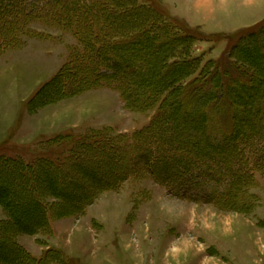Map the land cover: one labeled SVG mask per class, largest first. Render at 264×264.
I'll list each match as a JSON object with an SVG mask.
<instances>
[{
	"label": "trees",
	"instance_id": "trees-1",
	"mask_svg": "<svg viewBox=\"0 0 264 264\" xmlns=\"http://www.w3.org/2000/svg\"><path fill=\"white\" fill-rule=\"evenodd\" d=\"M40 20L74 32L82 51L36 95L32 109L107 86L128 109L158 113L129 143L106 134L112 129L95 131L61 162L0 157V174L17 169L29 190L19 208L10 184L0 179L7 214L0 219V264L63 263L53 249L36 258L19 235L50 236L51 220L84 214L99 195L141 174L178 198L250 213L256 174L264 175V24L231 50L242 64L240 76L229 56L207 62L194 56L200 39L186 30L192 27L138 0H0V45H16L27 24ZM107 151L124 162L95 165ZM74 163L91 174H77ZM46 173L53 186L36 190L34 182ZM239 196L243 204L231 202Z\"/></svg>",
	"mask_w": 264,
	"mask_h": 264
},
{
	"label": "rangeland",
	"instance_id": "rangeland-1",
	"mask_svg": "<svg viewBox=\"0 0 264 264\" xmlns=\"http://www.w3.org/2000/svg\"><path fill=\"white\" fill-rule=\"evenodd\" d=\"M172 1L178 2L180 5L182 2V0ZM208 1L214 3L212 12L207 10L195 12L189 7L192 15H188V6H184L186 14L183 15L178 12L177 15L178 17H185L187 21L181 20L177 23L185 29L187 25L192 27L186 30L194 34L197 40L200 39L194 48V56H200L203 62L220 61L229 56L230 59L227 58L229 61L227 62L234 64L232 67L229 65L231 70L241 76L237 70L242 67V64L236 58L238 54L231 50L234 49L240 36L247 31L263 26L264 0H199L198 3L209 8L210 3ZM138 2L152 5L158 10L164 7L163 0H138ZM123 20L125 18L118 17V21ZM14 23L15 21L10 19V24ZM27 26L28 31L18 36L16 45L14 43L0 45V157L23 160L27 164H34L41 158L61 162L70 156L79 143L86 140L87 136L89 137L90 128H102L110 125L112 130L106 134L115 139H118L117 136L119 138L123 136L125 137L124 143H129L131 141L130 135L148 125L158 113L157 108L143 112L128 109L120 93L107 86L86 91L82 95L49 102L32 109L31 102L36 95L43 88L48 87L60 74V71L73 61L75 54L82 51V46L74 32L62 29L57 23H47L40 20L33 21ZM149 32L151 34L156 33L154 28ZM164 46L161 44L159 49L163 50ZM105 154L104 156L101 155V159L97 160L95 165H102L106 169L115 161L124 162L123 159L122 161L118 160L109 151ZM71 166L77 174L81 172L91 174L89 170H85V166L76 163ZM47 178V173L39 176L34 182L35 187H33L36 190L50 189L53 184L50 179L47 181ZM109 178L112 179L113 177L110 176ZM0 179L6 184H10L7 185L8 190L17 199L18 207H23L25 203L21 197H24L29 190L23 182H19V171L10 168V170L0 174ZM151 179L148 174H141L138 178L132 176L118 190H110L120 193L109 191L104 192L105 194L102 193L103 195H99V197L101 196L100 204L94 208L92 214H95L97 220L103 221L107 226L108 223L105 220L118 212L125 215L132 205L131 202L134 208L146 202L150 190L166 191L170 196L176 197L170 194L164 185ZM253 186L251 193L256 197L255 201L254 199L251 200L254 201L253 208L249 214H240L253 218L255 223L258 222L257 228L263 230L264 175L256 174ZM140 199L142 200L140 201ZM179 199L185 198L179 197ZM188 201L195 202L193 200ZM165 202V199L161 200L159 207H164ZM231 202L243 204V198L239 196L238 199H232ZM196 203L215 206L212 203L198 201ZM172 207L178 208L180 206L175 203ZM135 209L130 212V219L135 216ZM89 213L88 206L84 214L75 216L72 218L73 220L61 224L59 231L60 234L62 233L61 235L55 236V232L52 230L50 236L21 234L17 240L36 258L43 256L49 249H53L59 251L64 260L63 263L54 264H89V256L93 252L99 257L102 254L101 236L98 238L96 236L97 231L93 234V230H89V225L91 226L96 222L93 219L94 222L90 223L89 218L92 214L90 216ZM0 219H7V214L2 206H0ZM169 220L171 221V219ZM52 221L51 227H53ZM141 226L142 228L145 227L144 223H141ZM81 227L86 232L83 234L84 240H81L82 234L74 237V233H77ZM162 230L161 233H165L164 227ZM260 230L255 231L254 243L257 255L253 264H264V231ZM62 236L65 242L62 240ZM89 236L90 242L94 241L98 244V247L94 248L93 246L90 251ZM93 237L98 241L93 240ZM39 240L45 243H41ZM113 242L117 244L119 241L115 237ZM130 242L135 245L136 249H139V243L134 238ZM61 245L73 254H67ZM208 252L212 253L211 250ZM95 255L90 258L92 259ZM127 256L131 257V253L128 252ZM138 264H146V262L138 261Z\"/></svg>",
	"mask_w": 264,
	"mask_h": 264
},
{
	"label": "crops",
	"instance_id": "crops-1",
	"mask_svg": "<svg viewBox=\"0 0 264 264\" xmlns=\"http://www.w3.org/2000/svg\"><path fill=\"white\" fill-rule=\"evenodd\" d=\"M198 2L199 0H182L180 5L172 0L165 2L163 0L162 9L171 19L177 20H186L185 17L177 15L178 12L186 14L184 6H188V15H192L189 7L195 12L214 10L213 1H208L209 8ZM110 128V125L90 128L89 134ZM109 192L120 193L118 191ZM106 196L112 197L111 195ZM100 198L101 196L89 205L90 216L94 208L100 204ZM164 199L166 200L164 207H159L160 201ZM175 203L180 207H172ZM131 204L125 215L118 212L116 215L109 216L105 220L108 223L107 226L103 221L99 222L95 214L89 218L90 223L94 222L93 219L96 220L94 224L89 225V230H93V234L97 231L98 238L101 236L100 246L102 248L100 257L94 252L91 254V256L95 255L92 259L89 256V264H138V261L146 262V264H215V262L218 264H253L257 255L254 243L255 231L260 229L257 228L258 222L255 223V220L249 216L219 210L216 206L209 204H199L172 197L166 191L150 190L146 202L142 205L135 209L132 202ZM133 209L136 210V214L130 219V212ZM72 218L53 219L52 230L55 236L62 234L59 232L61 224L73 220ZM141 223H144L145 227L142 228ZM163 227L165 233H161ZM85 233L84 228L81 227L77 233H74V237L82 234L81 240H84L83 234ZM70 236L72 237V234ZM115 237L119 241L117 244L113 242ZM133 238L139 243V249L131 244L130 241ZM62 240L65 242L63 236ZM93 246L98 247V244L94 241L90 242L89 236V251ZM63 249L67 254H73L70 250L64 247ZM208 250H211L213 254L207 253ZM128 252L131 253V257L127 256Z\"/></svg>",
	"mask_w": 264,
	"mask_h": 264
}]
</instances>
